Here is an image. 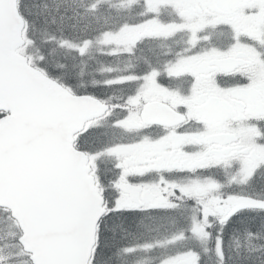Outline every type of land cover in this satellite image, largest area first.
<instances>
[{
	"label": "snow or ice",
	"instance_id": "6c2138e0",
	"mask_svg": "<svg viewBox=\"0 0 264 264\" xmlns=\"http://www.w3.org/2000/svg\"><path fill=\"white\" fill-rule=\"evenodd\" d=\"M0 264H264V0H0Z\"/></svg>",
	"mask_w": 264,
	"mask_h": 264
}]
</instances>
